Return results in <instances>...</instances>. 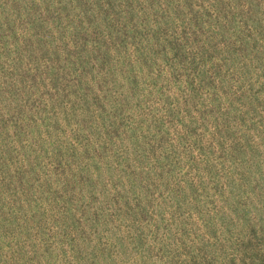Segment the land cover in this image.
Here are the masks:
<instances>
[{
	"label": "rangeland",
	"instance_id": "obj_1",
	"mask_svg": "<svg viewBox=\"0 0 264 264\" xmlns=\"http://www.w3.org/2000/svg\"><path fill=\"white\" fill-rule=\"evenodd\" d=\"M0 264H264V0H0Z\"/></svg>",
	"mask_w": 264,
	"mask_h": 264
}]
</instances>
